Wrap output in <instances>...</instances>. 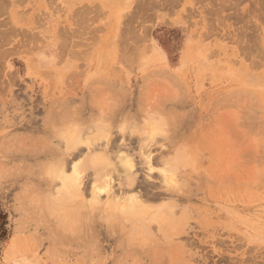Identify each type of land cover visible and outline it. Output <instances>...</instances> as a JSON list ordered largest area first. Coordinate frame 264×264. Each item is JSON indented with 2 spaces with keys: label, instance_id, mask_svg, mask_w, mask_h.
Segmentation results:
<instances>
[{
  "label": "rangeland",
  "instance_id": "rangeland-1",
  "mask_svg": "<svg viewBox=\"0 0 264 264\" xmlns=\"http://www.w3.org/2000/svg\"><path fill=\"white\" fill-rule=\"evenodd\" d=\"M0 8V264H264V0Z\"/></svg>",
  "mask_w": 264,
  "mask_h": 264
},
{
  "label": "bare ground",
  "instance_id": "bare-ground-1",
  "mask_svg": "<svg viewBox=\"0 0 264 264\" xmlns=\"http://www.w3.org/2000/svg\"><path fill=\"white\" fill-rule=\"evenodd\" d=\"M3 2H4V1H3ZM8 2H9V1H8ZM16 2H17V0H16ZM5 5H6V4H5ZM8 5H9V4H8ZM142 5H143V4H142ZM142 5H141V6H142ZM150 6H151V5H150ZM150 6H149V7H150ZM153 6H154V5H153ZM5 7H6V6H5ZM144 7H145V6H144ZM3 8H4V7H3ZM139 8H140V6H139ZM0 9H1V8H0ZM4 9H5V8H4ZM3 12H4V10H3ZM36 19H37V18H36ZM7 22H8V21H6V23H7ZM4 23H5V22H4ZM9 25H10V24H9ZM10 26H11V25H10ZM10 26H9V27H10ZM15 28H16V27H15ZM15 30H16V29H15ZM22 30H23V29H22ZM27 31H28V30H27ZM6 32H7V31H6ZM18 32H19V31H18ZM18 32H17V33H18ZM32 33H33V32H32ZM33 34H34V33H33ZM66 35H67V34H66ZM0 37H2V36H0ZM38 37H39V36H38ZM5 38H7V37H5ZM35 38H36V37H35ZM0 39H1V38H0ZM3 39H4V38H3ZM4 40H5V39H4ZM36 40H37V39H36ZM2 41H3V40H2ZM28 41H29V40H28ZM1 55H2V54H1ZM4 55H5V54H4ZM0 58H1V57H0ZM0 62H1V61H0ZM47 62H48V61H47ZM172 102H173V101H172ZM176 102H178V101H176ZM109 105H110V104H109ZM174 105H175V104H174ZM152 117H153V116H152ZM186 118H187V117H186ZM177 119H178V118H177ZM181 120H182V119H178V121H177L176 123L179 124V125H180V123L182 124L183 121L181 122ZM184 120H185V119H184ZM184 122H185V121H184ZM177 124H176V125H175V124L173 125V128L171 129L170 134H168V136L166 137V138H168V140H170V141H171V139H172V136H171V135H172V134H175L176 131H177V130H176V128H177V126H178ZM78 135H80V133H79ZM78 135H77V136H78ZM81 135H82V134H81ZM148 137H149V136H148ZM90 141H91V140H90ZM149 141H151V140L149 139ZM91 142H92V141H91ZM91 142H90V143H91ZM95 142H96V141H95ZM69 143H70V144H69V147H71V148H74V147H75V143H76V142H75L74 139L69 140ZM90 143H89V144H90ZM141 143H142V142H141ZM141 143H140V144H141ZM148 143H149V142H148ZM148 143H147V144H148ZM151 143H152V142H151ZM85 144H86V143H85ZM93 144L96 145L97 143H93ZM101 144H102V143H101ZM105 144H106V143H105ZM90 145H92V144H90ZM95 145H94V146H95ZM145 146H146V145H144V148H145ZM59 147H60V146H59ZM92 147H93V146H92ZM106 147H107V146L105 145L104 148H106ZM176 148H177V147H176ZM182 148H183V147H182ZM87 149H88V147H87ZM109 149H110V148H109ZM60 150H61V149H60ZM62 150H63V149H62ZM77 150H78V149H77ZM176 150H177V149H176ZM104 151L106 152V150H104ZM117 151H119V150H117ZM117 151H115V152H117ZM174 151H175V150H174ZM62 152H63V151H62ZM115 152H114V155H115ZM121 152H122V151H121ZM64 153H65V152H64ZM78 153H79V152H78ZM117 153L120 155L119 152H117ZM125 153H126V152L122 153V156H123V154H125ZM140 153H141V151H140ZM58 154H59V153H58ZM72 154H73V153H72ZM74 154H75V153H74ZM102 154L104 155L105 153H102ZM118 154H117V157L119 156ZM148 154H149V153H148ZM148 154H147V155H148ZM103 155H102V156H103ZM127 155H128V154H126V156H127ZM92 156H93V155H92ZM105 156H106V155H105ZM165 156H166V155H165ZM179 156H181V155H179ZM49 157H50V156H49ZM117 157H116V159L119 158V157H118V158H117ZM124 157H125V155H124L122 158L120 157V159H118V160H119V161H122V159H124ZM128 157H129V158H127V159H126V157H125V159H124L125 162H124V163H123V162L120 163L121 166H122V164L124 165V164L126 163V168H125V165H124V166H123V169H125L126 171H127V169H128L127 172L130 171L129 169L134 170V167H135V165H133V163H134L133 161H134V160H133V161L131 160L132 157L130 156V153H129V156H128ZM146 157H149V155L146 156ZM108 158H109V157H108ZM88 159H89V157H88ZM132 159H133V158H132ZM137 159H138V158H137ZM83 160H84V159H83ZM108 160H109V159H108ZM108 160H107V162H108ZM124 160H123V161H124ZM145 160H146V159H145ZM145 160H144V161H145ZM173 160H174V159H173ZM92 161H93V160H92ZM104 161H105V158H104ZM109 161H110V160H109ZM116 161H117V160H116ZM148 161H149V160H148ZM161 161H162V160H161ZM164 161H165V160H164ZM174 161H175V160H174ZM135 162H136V161H135ZM65 163H66V162H65ZM67 163H68V162H67ZM87 163H88V161H87ZM79 164H80V163H79ZM79 164L76 165V164L74 163L73 165H70V166L72 167V169H71V172H70L69 174L64 173V170H63V169H62L61 171L58 172V176H59V178L61 179V183H62V185L65 186L66 188H67V187L69 188V187H73V186H74V187H75V186H76V187L78 186L79 183L77 182V180H78V178H79L78 174H80V173H78V172H79L80 170L78 171V170H77V167L80 166V165H81L80 168H81L82 166H84L83 163H81L80 165H79ZM82 164H83V165H82ZM85 164H86V163H85ZM115 164H116V163H115ZM135 164H136V163H135ZM149 164H150V163H149ZM96 165H97V164H96ZM96 165H95V166H96ZM90 166H91V165H90ZM95 166L93 167V164H92V167H93V168L96 169L97 166H98V168L100 169V166H102V164H101V165L98 164L96 167H95ZM103 166H104V162H103ZM119 166H120V165L118 164V167H119ZM121 166H120V167H121ZM166 166H167V165H166ZM67 167H68V165H67ZM86 167H88V166H84V167H82V168H83L82 170L84 171V170H85L84 168H86ZM132 167H133V168H132ZM164 167H165V166H164ZM180 167H181V166H180ZM78 168H79V167H78ZM89 168H90V167H89ZM102 168H103V167H102ZM166 168H167V167H166ZM166 168H163V169H166ZM173 168H174V167H173ZM173 168H172V169H173ZM87 169H88V168H87ZM90 169H91V168H90ZM99 169H96V171L98 170L99 173H100V171L102 172V170H101V169L99 170ZM118 169H119V168H118ZM120 169H122V168H120ZM123 169H122V170H123ZM163 169H160V170H163ZM177 169H178V168H177ZM105 170H106V169H105ZM122 170H121V171H122ZM125 170H123V171H125ZM174 170H175V169H174ZM178 170H179V169H178ZM83 171H82V172H83ZM92 171H93V170H92ZM92 171H91V172H92ZM106 171H107V170H106ZM106 171H105V173L107 174V173L109 172V169H108V172H106ZM118 171H119V170H118ZM121 171H120V172H121ZM123 171H122L121 173H123ZM180 171H181V170H180ZM94 172H95V171H93V173H94ZM98 172H97V173L95 172V174H93V175H94L95 177H98L99 175L102 174V173H101V174L97 175ZM114 172H115V171H114ZM116 172H117V171H116ZM131 172H132V171H131ZM133 172H134V171H133ZM164 172H167V171L165 170ZM118 173H119V172H118ZM121 173H120V174H121ZM124 173H125V172H124ZM124 173H123V174H124ZM129 173H130V172H129ZM120 174H119L118 176H120ZM123 174H121V175H123ZM125 174H126V173H125ZM125 174H124V175H125ZM130 174H131V173H130ZM134 174H135V173H134ZM134 174H133V175H134ZM80 175L82 176V174H80ZM86 175H87V174H86ZM127 175H128V173H127ZM127 175H126V176H127ZM106 176H107V175H106ZM110 177H111V176H110ZM110 177H109V178H110ZM114 177H115V176H114ZM122 177H124V176H122ZM134 177H135V176H134ZM134 177H133V178H134ZM158 177H159V176H158ZM99 178H102V177L100 176ZM99 178H97V179H99ZM109 178H108V181H110ZM125 178H126V177H125ZM165 178H166V179H171L172 177H171L170 174L166 173V174H165ZM81 179H82V177H81ZM88 179H89V178H88ZM92 179H93V177H92ZM97 179L94 178L93 181H94V180L97 181ZM79 180H80V179H79ZM122 180H124V178H122ZM131 180H132V175H131ZM133 180H134V179H133ZM172 180H173V179H172ZM93 181H92V182H93ZM104 181H105V180H104ZM112 181H113V180H112ZM127 181H130L129 178L126 179V184H124V186H125V185H126V186L128 185V184H127V183H128ZM83 182H85V181H83ZM124 182H125V181H124ZM100 183H101V182H100ZM119 183H121V182H119ZM130 183H131V182H130ZM130 183H129L128 186H130ZM132 183H133V181H132ZM134 183H135V182H134ZM170 183H171V182H170ZM84 184H85V183H84ZM96 184H98V183H96ZM96 184H94V185H96ZM104 184H105V183H104ZM107 184H108V183H107ZM94 185H93V186H94ZM105 185H106V184H105ZM56 186H57V185H56ZM56 186H55V187H56ZM97 186H98V185H97ZM55 187H54V188H55ZM95 187H96V186H95ZM99 187H100V186H99ZM103 187H104V186H101V188H99V192H100V193H101L100 190H102ZM160 187H161V186H160ZM167 187H168V186H167ZM81 188H82V187H81ZM104 188H105V187H104ZM104 188H103V190H104ZM111 188H112V187H111ZM170 188H171V187H170ZM97 189H98V188H97ZM125 189H126V188H125ZM66 191H67V190H66ZM94 191H95V190H94ZM111 191H112V189H111ZM143 191H144V190H143ZM172 191H173V190H172ZM71 192H72V191H71ZM161 192H162V191H161ZM161 192H160V193H161ZM163 192H164V191H163ZM62 193H63V192H62ZM73 193H74V192H73ZM100 193H99V195H100ZM110 193H111V192H110ZM114 193H115V192H113V195L117 194V193H115V194H114ZM149 193H150V192H148L147 194H149ZM157 193H159V192H157ZM165 193H166V192H165ZM137 194H138V193H136V195H137ZM169 194H170V193H169ZM119 195H120V194H119ZM136 195H130V194H129V197L127 198V201H129V204H130V205H128V206H130V209H129L128 211L131 212V213H135V210H136V209H134V208H135V207L138 208V207L140 206V203L138 202V199H137V196H136ZM142 195H143V194H142ZM154 195L157 196L158 194H157V195L154 194ZM160 195H161V194H160ZM163 195H165V194H163ZM166 195H167V194H166ZM121 196H122V195H121ZM125 196L127 197V195H125ZM117 197H118V196H117ZM119 197H120V196H119ZM119 197H118V198H119ZM151 197H152V196H151ZM60 198H62V197H60ZM118 198H117V199H118ZM120 198H121V197H120ZM120 198H119L118 200H120ZM152 198H155V197H152ZM99 199H100V198H99ZM124 200H126L125 197H124L123 201H124ZM142 201H143V200H142ZM102 208H103V207H102ZM168 208H169V207H168ZM103 209H104V208H103ZM161 209H162V208H161ZM138 210H139V209H138ZM138 210H137V211H138ZM143 210H144V208H143ZM106 211H107V210H106ZM169 212H170V211H169ZM162 220H164V219H162ZM157 226H158V225H157ZM148 227H149V226H148ZM142 230H143V229H142Z\"/></svg>",
  "mask_w": 264,
  "mask_h": 264
},
{
  "label": "crops",
  "instance_id": "crops-1",
  "mask_svg": "<svg viewBox=\"0 0 264 264\" xmlns=\"http://www.w3.org/2000/svg\"><path fill=\"white\" fill-rule=\"evenodd\" d=\"M72 2H73V0H72Z\"/></svg>",
  "mask_w": 264,
  "mask_h": 264
}]
</instances>
